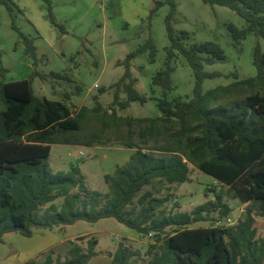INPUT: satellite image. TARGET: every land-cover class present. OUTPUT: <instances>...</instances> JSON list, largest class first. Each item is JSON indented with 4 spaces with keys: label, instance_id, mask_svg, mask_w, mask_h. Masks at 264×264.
<instances>
[{
    "label": "trees",
    "instance_id": "1",
    "mask_svg": "<svg viewBox=\"0 0 264 264\" xmlns=\"http://www.w3.org/2000/svg\"><path fill=\"white\" fill-rule=\"evenodd\" d=\"M45 1L51 23L62 30L53 17L50 3ZM202 1L210 6L227 7L247 22L244 28L227 24L235 44L249 34L264 39V0ZM0 3L12 13L13 5L9 0H0ZM164 4L170 5L165 18L170 45L166 48L165 68L156 72L151 82L152 91L157 86L163 89L162 96L156 98L162 114L159 117H122L115 109L103 110L99 103L91 110L83 107L74 111L65 101L39 98L34 94V78L45 79L46 75L33 72L28 79L5 82L2 77L8 70L0 66V241L6 233L31 237L37 229L53 230L78 221L96 223L112 218L161 242L158 251L148 249L152 257L147 264H263L264 239L256 237L251 209L246 210L234 226L189 228L194 223L211 220L215 212L220 218L230 213L221 193L215 195L214 201L200 204L190 212L161 210L169 201L168 195L156 197L151 191L140 194L154 181L188 182V164H191L227 187L242 204L255 205L264 216V50L259 43L254 46V76L238 79V74L233 72L230 75L234 82L203 92L204 79L221 76L219 72L204 71V64L224 61V52L213 42L185 45L188 33H176L171 25L176 14L173 0L154 2L149 17ZM12 27L25 45V54L36 59L33 39ZM146 50L150 51L149 58L153 62L156 48L149 38L117 63L125 69L112 86L113 105L120 109H126L131 102H146L135 89V79L130 72L131 60ZM178 55L185 59L195 77L193 97L188 100L167 98L173 90L171 63ZM48 75L52 79H68L58 72ZM237 90L247 94L229 105L221 104ZM80 91L81 87L76 85L75 95ZM105 91L100 89V94ZM121 91L126 94L125 99L120 98ZM64 99L69 101L70 95L65 94ZM89 118L100 121L102 133L108 120L116 127L123 124L125 146L134 149L125 164L117 166L112 174L104 175L108 189L105 193L90 189L78 166L54 172L49 164L52 144L90 147L100 143L97 134L78 137ZM134 128L143 143L155 145L136 146L131 141ZM58 198L63 199L60 206L54 203ZM167 228H173V232L163 238ZM83 239L84 236L77 241ZM97 244L95 237L87 240L86 247L71 242L63 259L54 258L50 252L42 261L33 259L25 264H88L97 255ZM136 256L138 252L120 243L111 255L110 264H137Z\"/></svg>",
    "mask_w": 264,
    "mask_h": 264
},
{
    "label": "rangeland",
    "instance_id": "2",
    "mask_svg": "<svg viewBox=\"0 0 264 264\" xmlns=\"http://www.w3.org/2000/svg\"><path fill=\"white\" fill-rule=\"evenodd\" d=\"M55 21L62 30L54 26L48 16V3L45 0H9L12 3V13L0 3V66L8 70L2 79L5 82L28 79L33 72L44 74L42 79L36 76L32 82L34 94L39 98L55 101H65L72 110L80 108L91 110L99 103L103 110L110 112L115 109L118 116L133 118L161 116L157 108L156 98L162 96L163 89L154 87L151 82L154 74L165 68L167 59L166 48L170 45L165 27V18L170 11V5L164 4L151 17L150 11L154 2L160 0H47ZM176 14L171 25L176 33L186 31L185 45L201 42H213L224 52L225 60L214 64H204V71L219 72L221 76L204 79L202 91L235 81L230 74L236 72L238 79L255 75L252 63L253 49L259 43L264 50V39L252 34L235 44L227 30V24L244 28L247 22L235 12L218 5L210 6L202 0H173ZM14 25L21 33L33 39L36 47V59L25 54V45ZM152 39L156 56L150 61V51L146 50L131 60L130 72L135 79L134 87L146 102H131L126 109L113 105V84L117 83L125 69L117 65L129 53L136 51L148 39ZM173 71L171 80L173 90L167 94L168 99L181 97L188 100L193 97L195 77L185 59L178 55L172 60ZM58 72L68 79H52L48 74ZM76 85L81 87L75 95ZM106 91L100 94V89ZM70 95L69 101L64 99ZM247 93L235 91L225 97L221 104L229 105L234 100H241ZM120 98L126 94L120 92ZM97 96V99H94ZM229 100V101H228ZM228 101L227 103H224ZM91 112V111H90ZM102 111L99 113L101 114ZM93 115V113H90ZM100 121L88 119L83 124L82 132L76 136L82 139L97 134L99 144L93 147L73 145L52 146L49 164L54 172L68 171L73 166L80 167L85 183L90 189L107 192L104 175L112 174L117 166L123 165L134 149L125 146L127 142L126 127L112 125L107 121L104 133L100 132ZM131 141L141 148H150L153 142L143 143L136 135L134 128ZM162 142V139L159 140ZM189 181L182 184H166L154 181L152 185L143 188L151 191L154 196H169L161 210L165 212H190L196 206L207 201H214L215 195L221 193L223 201L229 206L230 213L220 218L215 212L211 220L194 223L189 228L209 226H234L251 209L254 216L256 237L264 239V216H261L255 205L242 204L234 198L227 187L219 184L214 178L199 171L191 164ZM63 199L58 198L55 204L61 205ZM229 220V221H228ZM37 236H44L49 241L56 242L45 253L36 258L42 261L46 254L52 252L53 257L64 258L71 242H78L86 247L87 240L95 237L98 244L97 255L88 264H110L111 255L120 243L138 252L134 257L137 264H147L151 255L147 253L159 250L161 242H156L152 235H145L132 230L112 218L101 219L96 223L78 221L70 226H62L53 230L37 229ZM173 228H167V237ZM20 238H24L14 233ZM83 240L77 241L79 237ZM25 247L22 248V250ZM10 256L17 249L10 245ZM16 264L19 259L15 257ZM264 264V262H263Z\"/></svg>",
    "mask_w": 264,
    "mask_h": 264
},
{
    "label": "crops",
    "instance_id": "3",
    "mask_svg": "<svg viewBox=\"0 0 264 264\" xmlns=\"http://www.w3.org/2000/svg\"><path fill=\"white\" fill-rule=\"evenodd\" d=\"M54 145H61V144L51 145L49 158L51 156L52 146ZM73 146H79L82 148L87 147L80 145H73ZM55 244H56L55 241L53 243V241H49V239L44 236L38 237L36 230L33 232V235L31 237H24V238H20L14 233H6L3 236L2 240L0 241V264H16L15 263L16 259H14L15 257H17L18 259L20 258L17 264H25L33 259H36L41 254L45 253L49 248L55 246ZM10 245L14 246L17 249V252L13 256H10L11 254V250L9 249ZM23 247L25 248L22 250Z\"/></svg>",
    "mask_w": 264,
    "mask_h": 264
},
{
    "label": "built area",
    "instance_id": "4",
    "mask_svg": "<svg viewBox=\"0 0 264 264\" xmlns=\"http://www.w3.org/2000/svg\"><path fill=\"white\" fill-rule=\"evenodd\" d=\"M229 221V220H228Z\"/></svg>",
    "mask_w": 264,
    "mask_h": 264
}]
</instances>
